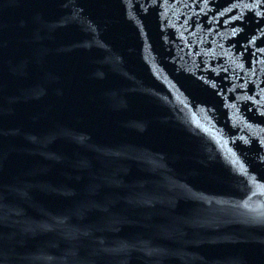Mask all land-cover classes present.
I'll return each mask as SVG.
<instances>
[{"label":"water","instance_id":"water-1","mask_svg":"<svg viewBox=\"0 0 264 264\" xmlns=\"http://www.w3.org/2000/svg\"><path fill=\"white\" fill-rule=\"evenodd\" d=\"M0 264H264V0H0Z\"/></svg>","mask_w":264,"mask_h":264}]
</instances>
